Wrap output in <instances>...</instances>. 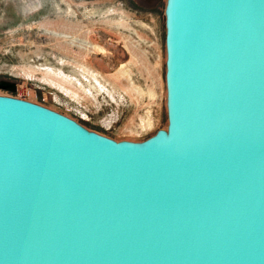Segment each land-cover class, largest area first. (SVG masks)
<instances>
[{
  "label": "water",
  "instance_id": "95a60500",
  "mask_svg": "<svg viewBox=\"0 0 264 264\" xmlns=\"http://www.w3.org/2000/svg\"><path fill=\"white\" fill-rule=\"evenodd\" d=\"M165 25L143 142L0 95V264H264V0H167Z\"/></svg>",
  "mask_w": 264,
  "mask_h": 264
},
{
  "label": "rangeland",
  "instance_id": "374dc122",
  "mask_svg": "<svg viewBox=\"0 0 264 264\" xmlns=\"http://www.w3.org/2000/svg\"><path fill=\"white\" fill-rule=\"evenodd\" d=\"M166 2L0 0V95L117 141L167 129Z\"/></svg>",
  "mask_w": 264,
  "mask_h": 264
},
{
  "label": "bare ground",
  "instance_id": "6f19581e",
  "mask_svg": "<svg viewBox=\"0 0 264 264\" xmlns=\"http://www.w3.org/2000/svg\"><path fill=\"white\" fill-rule=\"evenodd\" d=\"M88 40V39H87ZM95 42L94 41H90L89 40V44L93 47V49H95V52H97V53H101L102 51H104L105 50V48H103V46H100V45H98V44H94ZM151 94H153V92L151 93ZM165 94V93H164ZM153 96H155V94H153L152 95V97ZM148 125H150V122L148 123Z\"/></svg>",
  "mask_w": 264,
  "mask_h": 264
},
{
  "label": "built area",
  "instance_id": "2783aa9c",
  "mask_svg": "<svg viewBox=\"0 0 264 264\" xmlns=\"http://www.w3.org/2000/svg\"><path fill=\"white\" fill-rule=\"evenodd\" d=\"M0 74H1V68H0Z\"/></svg>",
  "mask_w": 264,
  "mask_h": 264
}]
</instances>
